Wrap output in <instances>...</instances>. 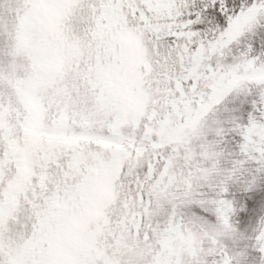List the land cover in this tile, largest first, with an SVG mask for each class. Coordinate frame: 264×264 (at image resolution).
<instances>
[{
  "label": "snow or ice",
  "instance_id": "6c2138e0",
  "mask_svg": "<svg viewBox=\"0 0 264 264\" xmlns=\"http://www.w3.org/2000/svg\"><path fill=\"white\" fill-rule=\"evenodd\" d=\"M0 264H264V0H0Z\"/></svg>",
  "mask_w": 264,
  "mask_h": 264
}]
</instances>
